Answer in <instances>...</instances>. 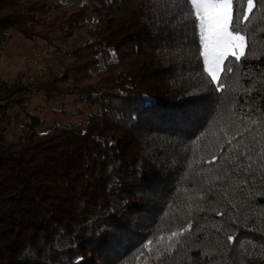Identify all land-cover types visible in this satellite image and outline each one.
Wrapping results in <instances>:
<instances>
[{
  "label": "trees",
  "instance_id": "1",
  "mask_svg": "<svg viewBox=\"0 0 264 264\" xmlns=\"http://www.w3.org/2000/svg\"><path fill=\"white\" fill-rule=\"evenodd\" d=\"M187 20L183 0H0L1 46L65 58L0 81V264H264V19L221 91ZM36 86L85 118L38 130Z\"/></svg>",
  "mask_w": 264,
  "mask_h": 264
},
{
  "label": "snow or ice",
  "instance_id": "2",
  "mask_svg": "<svg viewBox=\"0 0 264 264\" xmlns=\"http://www.w3.org/2000/svg\"><path fill=\"white\" fill-rule=\"evenodd\" d=\"M183 3L187 8V22L192 30L195 47L203 60L205 79L210 85L215 84L214 91H221L225 87L221 74L225 70H233L231 62L226 65L225 61L229 56L239 61L245 55L247 39L241 25L250 22L251 14L258 6L264 19V0H246V6L245 0H183ZM197 30L198 43L195 42ZM199 99L203 97L188 102L195 105ZM188 228H191L190 223ZM185 230L172 232L168 239L178 237ZM228 239L231 241L233 237ZM152 243L148 241L144 248L150 249Z\"/></svg>",
  "mask_w": 264,
  "mask_h": 264
},
{
  "label": "rangeland",
  "instance_id": "3",
  "mask_svg": "<svg viewBox=\"0 0 264 264\" xmlns=\"http://www.w3.org/2000/svg\"><path fill=\"white\" fill-rule=\"evenodd\" d=\"M65 63L56 49L43 45L40 41H31L19 35H13L9 43L0 45V81L11 82L20 78L24 83L43 84L58 74ZM28 112L42 119L38 130L48 128L52 123H71L83 120L88 110L77 113L74 96L58 95L54 91L46 94L41 86L30 87L23 92ZM85 108V107H84ZM15 106L11 112H15ZM21 122L25 117L21 116Z\"/></svg>",
  "mask_w": 264,
  "mask_h": 264
}]
</instances>
